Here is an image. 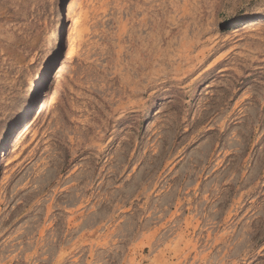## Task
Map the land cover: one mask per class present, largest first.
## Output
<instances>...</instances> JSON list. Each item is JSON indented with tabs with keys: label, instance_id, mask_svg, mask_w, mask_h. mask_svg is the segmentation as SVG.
Segmentation results:
<instances>
[{
	"label": "rangeland",
	"instance_id": "374dc122",
	"mask_svg": "<svg viewBox=\"0 0 264 264\" xmlns=\"http://www.w3.org/2000/svg\"><path fill=\"white\" fill-rule=\"evenodd\" d=\"M0 0V264H264V0Z\"/></svg>",
	"mask_w": 264,
	"mask_h": 264
},
{
	"label": "bare ground",
	"instance_id": "6f19581e",
	"mask_svg": "<svg viewBox=\"0 0 264 264\" xmlns=\"http://www.w3.org/2000/svg\"><path fill=\"white\" fill-rule=\"evenodd\" d=\"M64 2L65 0L60 1V13H59V19H58V33L61 34L65 31V43H68L70 41L69 34L66 30V26L64 24L63 17L65 15L64 10ZM61 46L56 47L51 53H49L47 60L45 61V68L44 70H41L37 76L35 77L36 82L33 84V86L28 91L25 99L22 101V103L17 107L16 113L13 116V118L10 120L6 128L4 129L3 133L0 136V154L4 152V149L6 147V143L11 135V133L18 127V125L25 120L26 118V112L28 109L32 108L33 101L36 99L43 91L45 81L47 78L50 77L51 73L53 72L55 68V62L58 57V52L60 51Z\"/></svg>",
	"mask_w": 264,
	"mask_h": 264
}]
</instances>
